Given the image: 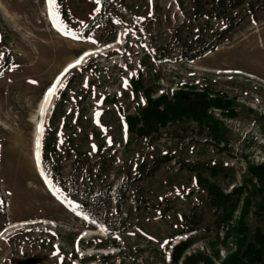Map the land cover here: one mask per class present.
Masks as SVG:
<instances>
[{
    "label": "rangeland",
    "instance_id": "obj_1",
    "mask_svg": "<svg viewBox=\"0 0 264 264\" xmlns=\"http://www.w3.org/2000/svg\"><path fill=\"white\" fill-rule=\"evenodd\" d=\"M194 1L57 0L70 32L64 35L44 16L46 0H0V264L33 256L43 258L39 264H222L246 249L256 224L264 233V211L259 223L254 217L260 181L249 172L264 166V0H247L236 26L217 39L224 21L195 15ZM194 39L217 47L178 59ZM62 74L43 118L38 163L39 105ZM184 90L230 101L210 107L223 126L217 137L193 119L169 122L147 140L129 134V117L151 98ZM98 151L108 171L95 189L111 184V203L91 219L75 214L78 198L67 187L88 189L93 178L78 158ZM165 153L174 158L139 178L142 163ZM193 163L199 169L186 168ZM207 182L223 192L244 187L225 225L215 222ZM188 224L198 230L185 232Z\"/></svg>",
    "mask_w": 264,
    "mask_h": 264
},
{
    "label": "trees",
    "instance_id": "obj_2",
    "mask_svg": "<svg viewBox=\"0 0 264 264\" xmlns=\"http://www.w3.org/2000/svg\"><path fill=\"white\" fill-rule=\"evenodd\" d=\"M247 0H195L194 1V13L200 17H206L209 19H221L224 21L225 26L217 31L216 39L221 38L227 32L232 30L238 20L236 15L238 9L245 4ZM248 5L253 4L252 1H247ZM252 9H250V12ZM251 14V13H249ZM183 50L180 51L181 55L178 59L181 60H193L203 57L207 51H213L217 47V43L213 40L210 42H204L201 40H190L182 45ZM140 84V82L136 81ZM136 86V85H135ZM218 99L209 96L205 93L193 92V91H176L172 95L160 94L158 97L151 98L149 102L143 106L139 115H133L128 120V132L131 134L136 131L139 136L149 139L154 132L160 136V128L165 127L170 123H180L185 119H193L199 123H207L210 125L211 132L217 137L222 131L221 122L210 113V107L213 105L228 107V101ZM132 135V134H131ZM174 157L168 153L162 154L154 158L150 163L141 164V177L152 176L160 167L163 162L171 161ZM80 161L83 163L85 173L89 174L91 183L87 190L80 191V188L75 191L70 190V185L67 190L70 193L77 195V201L79 206L88 212L90 217L100 218L96 216V210H99L101 205L110 204L111 197L109 191L112 190V185L102 182L97 184L95 189L94 180L100 179L108 171V163L105 161V157L98 151L95 158L83 159L78 158L79 166ZM146 165V166H145ZM199 164L193 163L188 165L186 168L197 169ZM212 174H215V169L210 166ZM199 169V168H198ZM52 175L55 174V164L52 163ZM252 175H256L260 181V185L255 188V192L259 195L261 203H257V210L254 212V217L259 223L261 215L264 211V166L252 167L249 171ZM205 185L208 188L209 200L215 208L217 226L228 222L233 216L234 211L238 207V196L243 192L244 187L235 186L230 192H223L217 184L213 182H207ZM95 189V190H94ZM246 211L250 202H246ZM96 205V206H95ZM93 206V207H92ZM95 213V214H94ZM197 224H188L183 229L185 232L198 230ZM256 231L253 235V240L247 242V247L243 251L238 252L231 256H227L222 264H264V233L259 229V224H256ZM240 230L249 231V225L241 224ZM241 238H246V234L242 235ZM176 246L177 250L181 251L182 246ZM180 254V253H179Z\"/></svg>",
    "mask_w": 264,
    "mask_h": 264
},
{
    "label": "snow or ice",
    "instance_id": "obj_3",
    "mask_svg": "<svg viewBox=\"0 0 264 264\" xmlns=\"http://www.w3.org/2000/svg\"><path fill=\"white\" fill-rule=\"evenodd\" d=\"M96 3L99 4L100 0H96ZM48 5V11H49V18L52 21V24L54 27L57 28L58 31H61L64 35H69L70 32L68 30V26L63 22L60 16L59 12V4L57 3V0H47ZM119 23V21H117ZM76 38V37H73ZM87 55V54H86ZM83 62V57H81L80 60H78L75 64L69 65L67 69H65V73L68 72L69 69L77 67L80 63ZM63 74L61 77L57 78L55 83L47 90L46 97L43 101V105L41 107V123L38 126L39 134L36 138V159L39 163L41 160V147H42V139H43V132H44V124H43V118L47 115V109L51 104V98L54 97L59 88L63 86L62 84ZM32 83H36L35 81H32ZM97 116H99V113H97ZM41 174L44 175L43 169H41ZM46 182L49 183L50 187H53L51 184V181L48 180L47 176L45 175ZM59 189H54V192H58Z\"/></svg>",
    "mask_w": 264,
    "mask_h": 264
},
{
    "label": "bare ground",
    "instance_id": "obj_4",
    "mask_svg": "<svg viewBox=\"0 0 264 264\" xmlns=\"http://www.w3.org/2000/svg\"><path fill=\"white\" fill-rule=\"evenodd\" d=\"M48 13H49V11H47ZM47 14V13H46ZM84 53V52H83ZM82 53V54H83ZM81 59V58H80ZM79 58H78V60H80ZM77 60V61H78ZM76 61V62H77ZM75 62V63H76ZM72 64H74V63H72ZM72 64H69V65H72ZM68 65V66H69ZM221 71V70H220ZM224 71H226V73H239V74H245V75H247V76H250V77H256V75L255 74H253V73H250V72H244V71H241V70H236V69H224ZM57 79H54V81H56ZM54 84V83H53ZM50 87H48V89H49ZM47 89V90H48ZM47 90L45 91V93H43V97H42V100H41V102H40V105H39V112H38V117H37V122H36V136H35V145H36V138H37V135L39 134V129H38V126H39V124L41 123V107H42V105H43V101H44V99H45V97H46V94H47ZM56 98V97H55ZM51 107H52V98H51V104H50V106L48 107V109H47V114H49V112H50V110H51ZM26 223H28V222H26ZM22 224H25V223H22ZM88 231H91V230H88ZM88 231L86 230V233H88Z\"/></svg>",
    "mask_w": 264,
    "mask_h": 264
},
{
    "label": "water",
    "instance_id": "obj_5",
    "mask_svg": "<svg viewBox=\"0 0 264 264\" xmlns=\"http://www.w3.org/2000/svg\"><path fill=\"white\" fill-rule=\"evenodd\" d=\"M43 261L42 257H29L23 260H20L18 264H39Z\"/></svg>",
    "mask_w": 264,
    "mask_h": 264
}]
</instances>
